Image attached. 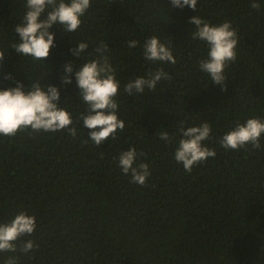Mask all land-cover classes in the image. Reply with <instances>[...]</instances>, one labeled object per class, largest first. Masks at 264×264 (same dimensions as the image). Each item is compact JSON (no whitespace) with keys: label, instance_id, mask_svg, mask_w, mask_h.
<instances>
[{"label":"trees","instance_id":"trees-1","mask_svg":"<svg viewBox=\"0 0 264 264\" xmlns=\"http://www.w3.org/2000/svg\"><path fill=\"white\" fill-rule=\"evenodd\" d=\"M257 2L259 10L251 0H198L194 10L173 8L171 0H91L80 28L68 33L54 25L49 57L33 61L10 49L26 0H0V50L6 51L0 88L17 81L28 88L31 79L57 85L59 106L77 129L76 136L30 127L0 134V224L21 212L36 218L35 231L17 241L16 252H0V264L10 256L17 264H264V136L258 149L226 150L220 143L237 122L264 120V0ZM195 15L212 24L229 21L236 30L237 58L225 69L226 90L199 68L208 46L192 39ZM151 36L173 51L174 65L144 58ZM129 40L137 47L129 48ZM79 41L89 47L76 59L70 49ZM100 42L109 45L120 82L116 100L125 128L97 146L79 119L87 105L75 77L64 85L61 70L94 58L88 53ZM158 68L171 79L160 81L156 92L124 91ZM180 122L185 128L210 124L203 143L217 153L190 173L174 158L180 137L169 144L156 135L177 132ZM132 146L136 162L149 164L145 185L132 183L119 167L120 153ZM26 240L39 247L19 251Z\"/></svg>","mask_w":264,"mask_h":264},{"label":"clouds","instance_id":"clouds-1","mask_svg":"<svg viewBox=\"0 0 264 264\" xmlns=\"http://www.w3.org/2000/svg\"><path fill=\"white\" fill-rule=\"evenodd\" d=\"M197 3L198 0H171L173 8L188 6L196 10ZM90 7L91 0H26L27 10L23 22L14 28L18 39L11 43L10 49H14L22 57H31L33 61H45L55 44L56 34L50 29L54 25H60L65 32H76ZM250 7L259 10L261 5L257 0H251ZM46 10V17L41 19ZM190 24L194 26L192 39L203 41L208 46L207 57L199 61L200 70L208 74L210 81L224 86L226 90L225 69L237 58L236 30L229 21L212 24L198 15L190 18ZM138 43L136 40L127 41L129 48H136ZM88 47V42L79 41L70 51L78 59L86 53ZM108 48L107 43L100 42L92 53L87 52L88 55L95 54L94 58L79 66L69 62L61 70L62 84L72 83L75 77L78 95L87 105L86 112L79 119L83 128L89 130L88 140L97 146L110 137L115 139L117 131L125 128V121L118 116L119 104L116 100L120 82L107 55ZM5 54V50H0V67L4 64ZM143 55L153 63H176L173 51L158 36L145 40ZM5 78L13 79L12 73H7ZM170 79L171 76L163 68H158L146 76H138L129 81L124 86V91L129 96L144 94L146 91L156 92L160 81ZM31 81L28 88H25L23 81H17L14 87L0 88V134L15 135L22 127H30L32 130L45 132L67 129L71 135L76 136L77 129L73 126L72 115L66 108L59 106L60 88L53 84H42L39 79ZM210 133L211 126L207 122L187 128L180 122L177 132L170 134L163 130L156 135L169 144L177 136L180 137L174 158L190 173L194 165L216 156V150L203 143L209 139ZM262 136L264 120L252 117L246 122H237L231 131L220 138V143L226 150H239L249 144L258 149L261 147ZM137 155L136 147L132 146L120 153L118 164L122 173L131 174L132 183L145 185L151 171L147 162H136ZM35 229V216L24 212L15 215L10 222L0 224V252H16L17 241L31 235ZM34 246L39 247L34 245L33 240L22 241L19 251L27 253ZM17 260L18 257L10 256L5 264H17Z\"/></svg>","mask_w":264,"mask_h":264}]
</instances>
